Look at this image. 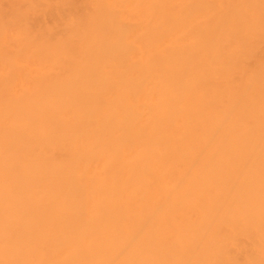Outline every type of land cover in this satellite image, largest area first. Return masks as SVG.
I'll return each instance as SVG.
<instances>
[{
  "label": "bare ground",
  "instance_id": "1",
  "mask_svg": "<svg viewBox=\"0 0 264 264\" xmlns=\"http://www.w3.org/2000/svg\"><path fill=\"white\" fill-rule=\"evenodd\" d=\"M0 264H264V0H0Z\"/></svg>",
  "mask_w": 264,
  "mask_h": 264
}]
</instances>
